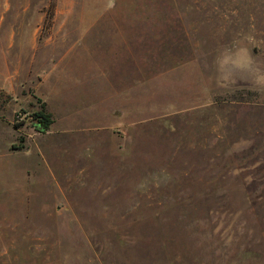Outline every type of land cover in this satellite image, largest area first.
Instances as JSON below:
<instances>
[{
	"label": "rangeland",
	"instance_id": "1",
	"mask_svg": "<svg viewBox=\"0 0 264 264\" xmlns=\"http://www.w3.org/2000/svg\"><path fill=\"white\" fill-rule=\"evenodd\" d=\"M0 264H264V0H0Z\"/></svg>",
	"mask_w": 264,
	"mask_h": 264
},
{
	"label": "trees",
	"instance_id": "2",
	"mask_svg": "<svg viewBox=\"0 0 264 264\" xmlns=\"http://www.w3.org/2000/svg\"><path fill=\"white\" fill-rule=\"evenodd\" d=\"M46 103L41 101L40 109L35 110L30 114V120L34 128L39 132H45L48 130L54 119L52 113L46 109ZM23 122H14V127H19Z\"/></svg>",
	"mask_w": 264,
	"mask_h": 264
}]
</instances>
